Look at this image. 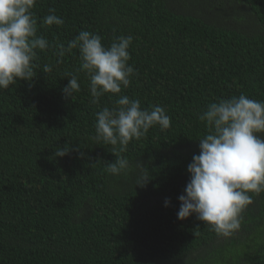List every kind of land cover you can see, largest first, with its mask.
I'll return each mask as SVG.
<instances>
[{"label": "trees", "instance_id": "16d2710c", "mask_svg": "<svg viewBox=\"0 0 264 264\" xmlns=\"http://www.w3.org/2000/svg\"><path fill=\"white\" fill-rule=\"evenodd\" d=\"M50 8L65 23L38 22L49 41L82 29L105 46L132 35L128 63L138 74L120 95L165 107L171 126L130 142L129 169L108 174L115 156L93 139L94 113L116 96L90 103L76 50L60 64L39 53L32 81L0 90V264H264V192L250 193L229 239L195 215L177 218L207 131L198 115L241 93L264 101V0H37L33 11L42 18ZM69 73L81 84L73 100L61 91ZM65 145L73 150L54 158ZM136 163L150 176L145 187L135 185Z\"/></svg>", "mask_w": 264, "mask_h": 264}, {"label": "clouds", "instance_id": "9594fccd", "mask_svg": "<svg viewBox=\"0 0 264 264\" xmlns=\"http://www.w3.org/2000/svg\"><path fill=\"white\" fill-rule=\"evenodd\" d=\"M37 0H0V90L9 89L18 80L32 81L40 68L39 53L51 51L63 63L66 54L78 52V71L89 80L90 103L99 105L106 94L116 96L111 107L95 112V136L98 143L111 145L115 161L105 164V171L120 175L129 169L123 153L133 140H140L154 126L161 131L170 128L171 118L165 107L156 104L142 108L139 99L120 95L127 89L137 70L128 62L132 35H120L105 46L100 35L80 30L65 42L49 41L38 34L39 27L62 26L65 21L50 8L38 18L33 11ZM43 73L53 65L44 64ZM68 83L61 90L65 99L73 100L80 91L78 77L66 74ZM111 99V97H110ZM206 134L198 140L199 154L187 166L190 178L184 194L178 197L177 218L181 221L195 215L223 237H230L241 227L242 213L253 203L251 194L264 192V101L239 96L219 98L198 115ZM73 149L55 147L54 158L64 157ZM79 151V149H75ZM83 155V153H81ZM135 185L145 187L150 176L142 163H136ZM166 198L164 206H169Z\"/></svg>", "mask_w": 264, "mask_h": 264}, {"label": "rangeland", "instance_id": "374dc122", "mask_svg": "<svg viewBox=\"0 0 264 264\" xmlns=\"http://www.w3.org/2000/svg\"><path fill=\"white\" fill-rule=\"evenodd\" d=\"M229 238H231V237H225L223 239H229ZM242 245H243V242L240 244V246H242ZM229 247H231V245H229ZM227 253L230 254L229 250L227 251Z\"/></svg>", "mask_w": 264, "mask_h": 264}]
</instances>
